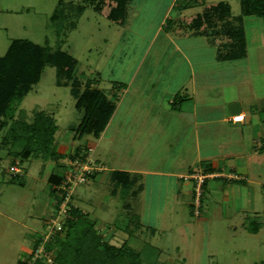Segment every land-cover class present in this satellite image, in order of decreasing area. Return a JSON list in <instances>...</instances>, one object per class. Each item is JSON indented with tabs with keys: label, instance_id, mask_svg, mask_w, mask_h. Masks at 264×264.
<instances>
[{
	"label": "rangeland",
	"instance_id": "obj_1",
	"mask_svg": "<svg viewBox=\"0 0 264 264\" xmlns=\"http://www.w3.org/2000/svg\"><path fill=\"white\" fill-rule=\"evenodd\" d=\"M165 1H127L124 18L134 27L140 23L144 27L140 30L142 35H129V43L134 42L138 48L134 53L136 47L134 50L133 47L125 46L123 50L121 47L127 31L123 34V28H118L116 22L98 11L95 5L89 4L80 17L72 13L73 6L85 0H0V57L6 54L14 40H29L40 48H48L45 55H42V50L32 51L34 55L24 62L28 65L25 69L29 74L34 68V73L39 74L40 71L41 77L31 84L19 102H12L17 104L15 118H7L0 130V142L11 125L30 122L37 111L44 110L57 121V141H63L57 142L58 152L62 154L58 160L64 164L65 158L75 153L78 144H87L85 136L76 141L73 139V130L81 122L83 111L75 105L77 98L72 91V80L81 82V78L84 79L82 71L89 73L91 69L108 68L107 65L116 59L115 69L122 70L125 66V71L129 66L130 70L134 69L161 21V7ZM205 1L206 4L228 3L233 14L242 13L239 0ZM74 24L76 26L71 29ZM241 24L247 33L249 61H238L237 70L240 68L247 75L249 64L252 73L259 74V69H264V20L257 15H248ZM161 38L163 32L158 41ZM60 49L69 51L78 59L68 85L62 84L65 79L60 84L61 78L58 80L56 75L59 67L55 62L61 61L57 52ZM47 56H51V63L46 61ZM234 74L239 75V72ZM261 89L264 92V83ZM263 102L260 99L257 104ZM254 125L253 130L261 129L260 124ZM89 140L96 147L94 158L105 168L99 160H104L102 142L94 136ZM122 141H125L124 137ZM15 160L18 161L14 155L0 149V264H25L34 250L32 239L42 236L47 220L56 210L57 198L49 193L47 175L50 170L61 171L57 165L59 161L30 158L21 165V181L10 182L13 172L10 166ZM104 175L77 185L73 201L84 214L95 220L103 239L116 245L126 241L137 250H143L146 242L156 247L157 261L153 257L147 258L143 252L145 264H264V185H253L252 201L244 208L222 205L209 189L202 196L200 215L196 216L190 213L189 205H175L174 209L167 204L141 206L138 200L133 201L132 196L123 200L120 192L115 196L109 195L111 183L106 181L108 172L105 179ZM193 199L194 189L191 203ZM126 202L128 204H124ZM134 213H141L143 223L146 226L152 223L155 229H138L135 221H131ZM187 219L192 221V225L186 224ZM44 259L47 262V258Z\"/></svg>",
	"mask_w": 264,
	"mask_h": 264
},
{
	"label": "crops",
	"instance_id": "obj_2",
	"mask_svg": "<svg viewBox=\"0 0 264 264\" xmlns=\"http://www.w3.org/2000/svg\"><path fill=\"white\" fill-rule=\"evenodd\" d=\"M204 2L166 0L161 21L134 69H115L116 59L108 68L82 71L80 92L91 79L89 89L101 91L112 107L99 133L92 130L75 137L73 130V139L85 136L94 154L96 147L89 137L99 138L103 144L104 160H99L104 170L83 183L108 172L109 195L120 192L123 200L132 196L141 206L189 205L190 213L194 179L189 176L195 172L208 175L204 195L212 190L224 206L244 208L252 201L253 185H264V102L257 104L264 101V72L261 67L259 74H253L249 64L247 75L237 70L238 61H249L248 38L245 33L243 45L233 36L234 28H244L241 23L248 15L233 14L230 5L227 19L212 17L218 3ZM115 24L123 28V34L127 31L122 50L125 46L134 50L137 45L129 43V35H142L143 24L134 27L128 20ZM240 114L243 120H232ZM253 124H260L261 129L253 130ZM52 172L47 175L51 196L55 186L49 181ZM15 175L11 172L10 182ZM132 217L138 229H155L152 223H147L149 227L143 223L141 213ZM186 224L192 225V221L187 219ZM35 241L33 238V245Z\"/></svg>",
	"mask_w": 264,
	"mask_h": 264
},
{
	"label": "trees",
	"instance_id": "obj_3",
	"mask_svg": "<svg viewBox=\"0 0 264 264\" xmlns=\"http://www.w3.org/2000/svg\"><path fill=\"white\" fill-rule=\"evenodd\" d=\"M127 1L85 0L84 3L73 6L71 11L80 17L89 4L95 5L98 11L105 14L112 21L124 23L126 21L124 16L126 15ZM239 1L242 16L257 15L264 20V0ZM213 10L212 17L227 19V16H230V5L228 3H218L213 6ZM205 16L208 15L205 14ZM75 24L70 26L71 29L76 26ZM234 30L233 36L237 38L236 41L244 45L246 43L244 28H234ZM39 48L40 46H36L29 40H14L6 54L0 57V130L4 128L7 118H15L16 109L14 108H17V104L15 105L12 102H19L29 91L31 84L39 81L41 77L40 71L39 74L34 73V68L31 70L32 73L29 74L25 69L28 65L24 63L27 62V58L34 55L32 51L42 50V55L48 52V48ZM57 52L62 61L55 62L59 67L56 75L58 80L61 78L58 82L60 83L65 79L62 84L68 85L72 75L71 72L77 65L78 59L69 51L60 49ZM51 56H47V62L51 63L53 61ZM41 69L42 67L39 70ZM91 82V79L87 81V88L83 92H80L82 82L77 79L71 82L73 94L78 98L76 106L84 109V116L75 130V137H80L92 130L99 133L112 112V107L107 103L101 91L89 89ZM7 131L8 133L6 132L1 139L0 149L14 155L15 159H18L21 164L30 158L56 159V162L59 161L57 165L61 168V171H53L49 176V181L55 185L61 183L64 164L58 160L59 157H62V154L57 149L58 124L53 115L44 110H39L34 114L32 121L11 125ZM75 149L74 154H79L87 149V145L78 144ZM19 175H15L11 182L21 181L22 175ZM51 193L53 197L59 198L55 186L52 188ZM57 207L56 203L55 208ZM63 228L61 232L52 236L46 244V251L52 255L53 262L48 263L44 258H40L34 264H145L143 252L146 253L147 258L153 257L155 261L158 259L156 247L150 243H147L143 250H137L126 241L121 245H116L103 239L95 220L84 214V211L78 207H73L69 212L65 218ZM41 238V236L36 238L34 250L28 258L33 255ZM25 261V264H28L27 258Z\"/></svg>",
	"mask_w": 264,
	"mask_h": 264
},
{
	"label": "built area",
	"instance_id": "obj_4",
	"mask_svg": "<svg viewBox=\"0 0 264 264\" xmlns=\"http://www.w3.org/2000/svg\"><path fill=\"white\" fill-rule=\"evenodd\" d=\"M244 115H235L232 117L233 121L243 120ZM19 161L12 164L10 169L22 175L23 166ZM104 168L99 164L98 160L94 158V147L89 145L85 151L79 154H70L65 158L63 180L60 184L55 185L57 190L58 207L55 213L47 220V228L42 234L40 242L36 246L33 255L27 259L28 264H34L37 259L47 258V262H53V257L46 251V244L51 240L52 236L61 232L64 226L65 218L73 207H77L73 201L74 188L86 182V180L95 173L103 170ZM219 174V173H218ZM216 176V173L214 174ZM194 179V199H193V213L196 216L200 215L201 201L204 194L205 180L208 177L202 171H198L189 176Z\"/></svg>",
	"mask_w": 264,
	"mask_h": 264
}]
</instances>
